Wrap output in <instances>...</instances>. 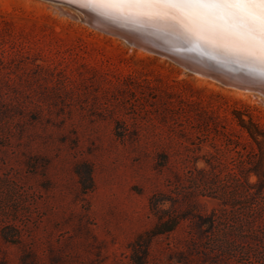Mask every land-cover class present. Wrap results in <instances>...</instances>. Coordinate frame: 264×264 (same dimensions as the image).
<instances>
[{
    "label": "rangeland",
    "instance_id": "rangeland-1",
    "mask_svg": "<svg viewBox=\"0 0 264 264\" xmlns=\"http://www.w3.org/2000/svg\"><path fill=\"white\" fill-rule=\"evenodd\" d=\"M237 114L264 128L262 101L100 33L71 6L0 0V264H126L159 218L246 207ZM191 224L155 240L151 264H168Z\"/></svg>",
    "mask_w": 264,
    "mask_h": 264
},
{
    "label": "trees",
    "instance_id": "trees-1",
    "mask_svg": "<svg viewBox=\"0 0 264 264\" xmlns=\"http://www.w3.org/2000/svg\"><path fill=\"white\" fill-rule=\"evenodd\" d=\"M235 119L250 147L237 152L240 159L237 190L248 197L244 203L246 207L233 212L212 210L208 214L190 210L159 218L151 229L128 244L126 264H151L154 241L173 234L186 220H191V234L181 248H174L177 252L167 259L168 264L236 263L239 257L249 264H264V128L249 115L247 120L242 114L235 115ZM76 174L81 188L89 191L92 188L89 171L86 169L81 174L77 169ZM252 175L256 179L250 182ZM158 203L151 199V209Z\"/></svg>",
    "mask_w": 264,
    "mask_h": 264
},
{
    "label": "snow or ice",
    "instance_id": "snow-or-ice-1",
    "mask_svg": "<svg viewBox=\"0 0 264 264\" xmlns=\"http://www.w3.org/2000/svg\"><path fill=\"white\" fill-rule=\"evenodd\" d=\"M132 23L177 20L185 36L264 70V0H67Z\"/></svg>",
    "mask_w": 264,
    "mask_h": 264
},
{
    "label": "bare ground",
    "instance_id": "bare-ground-1",
    "mask_svg": "<svg viewBox=\"0 0 264 264\" xmlns=\"http://www.w3.org/2000/svg\"><path fill=\"white\" fill-rule=\"evenodd\" d=\"M55 3L65 4L68 6L73 7L75 10L80 12L83 15V12H81L80 9H86L83 7H80L77 3H71L67 2V0H48ZM67 10V9H66ZM90 10V9H88ZM91 12L111 21L112 23H116L117 25L124 27L129 30L137 31L140 33H143L145 35L152 36L159 40L161 43H163L164 46H166L168 49L174 52H180L192 55L194 57L200 58L202 60H205L207 62H210L215 65H219L220 67L228 70H234L242 75H247L254 77L262 82H264V70H262L261 66L256 63L250 62L245 56L240 54H232L227 53L222 50L215 49L210 46L203 45L202 42L198 41L194 36H185L182 34V28L180 23L177 20H168L167 22H149V23H132L126 20L122 19H113L106 16H102L98 14L97 12H94L90 10ZM77 15V14H76ZM78 17V16H77ZM79 18V17H78ZM85 18V17H84ZM80 19V18H79ZM85 22V20H84ZM86 23V22H85ZM87 24V23H86ZM88 25V24H87ZM89 26V25H88ZM91 27V26H90ZM92 28V27H91ZM98 31V30H96ZM100 32V31H98ZM109 36L108 33L100 32ZM115 37V36H114ZM140 52H144L146 54H151L150 52H147L145 50H142L140 48H136ZM163 58V57H161ZM195 76L210 80L212 82H215L221 86L231 88L237 92L240 93H248L252 97L260 100L264 104V95L259 91H251L246 88H234V87H228L223 85L219 80H213L209 79L207 77L195 74Z\"/></svg>",
    "mask_w": 264,
    "mask_h": 264
},
{
    "label": "water",
    "instance_id": "water-1",
    "mask_svg": "<svg viewBox=\"0 0 264 264\" xmlns=\"http://www.w3.org/2000/svg\"><path fill=\"white\" fill-rule=\"evenodd\" d=\"M80 10L83 12L85 22L93 29L113 35L130 47L140 48L153 55L163 57L191 74L219 80L223 85L228 87L259 91L264 95V82L254 77L242 75L234 70L224 69L219 65L189 54L171 51L152 36L121 27L88 9Z\"/></svg>",
    "mask_w": 264,
    "mask_h": 264
}]
</instances>
